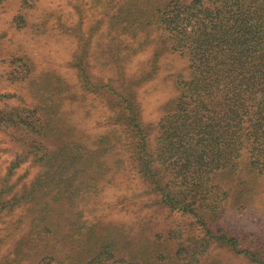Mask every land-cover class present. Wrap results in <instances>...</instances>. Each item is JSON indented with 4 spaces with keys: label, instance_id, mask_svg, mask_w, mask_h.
<instances>
[{
    "label": "trees",
    "instance_id": "1",
    "mask_svg": "<svg viewBox=\"0 0 264 264\" xmlns=\"http://www.w3.org/2000/svg\"><path fill=\"white\" fill-rule=\"evenodd\" d=\"M119 7L109 29L110 33L116 29L117 39L115 48L110 49L114 62L111 74L102 76L91 70H101L97 67L101 62L98 57L87 60L86 48L92 40L91 36L84 38L86 16L80 5L72 32L88 43L82 45L85 63L78 52L74 55L75 79L56 71L32 77L36 69L32 58L15 56L14 61L22 63L13 66L11 73L21 82L29 79L35 104L11 106L6 99L15 96L0 94V101L7 104L0 108V132L21 151L0 186V207L28 202L41 179H48L54 186L47 188L43 196L51 202L45 201L41 209H54V204L65 202L68 207L76 205L73 212L80 214L76 210L79 197L86 200L83 194L87 193L81 182L103 178L108 166L101 155L119 147L125 137L130 139L125 146L127 160L157 193L160 204L190 218L192 231L201 234L195 236L191 231L184 240V229L171 231L169 238L178 241L177 248L173 257L164 256L163 262L153 256L154 252L149 256L131 249L125 255L116 252V239L99 247L93 257L80 255L82 259L78 260L69 252L58 254L63 250L60 241L54 239L38 264H219L209 253L213 245L228 247L264 264L263 252L240 240L236 231L219 229L218 208L230 193L222 183H215L216 177L232 173L241 163L242 170L257 171L261 167L259 172L264 173V0H123ZM19 18L24 26V18ZM154 25L162 27L165 38L160 47L151 50L143 69L132 74L121 64L125 59L133 60L150 45L149 27ZM121 44L126 45L127 53H117ZM165 52L188 59L190 71L188 75H177L178 94L164 104L166 114L159 120L152 141L154 124L143 122L136 90L164 67L160 62ZM103 92L109 98L101 96ZM88 94L101 98L98 104L104 111L97 115L105 117L106 124L115 120L121 128L87 135L82 125L88 118L98 120L87 109H99L95 100H85ZM19 98L23 104L25 99ZM243 148L248 149L249 157L236 163ZM27 161L42 167L40 181L32 182L29 189L25 185L22 195L17 191L6 199L5 192H13L17 186H10L6 180ZM164 173L171 179L163 180ZM242 185L239 182L238 186ZM88 186L94 187L93 183ZM243 191L239 200L244 203ZM54 225L52 222L50 230L57 231Z\"/></svg>",
    "mask_w": 264,
    "mask_h": 264
},
{
    "label": "rangeland",
    "instance_id": "2",
    "mask_svg": "<svg viewBox=\"0 0 264 264\" xmlns=\"http://www.w3.org/2000/svg\"><path fill=\"white\" fill-rule=\"evenodd\" d=\"M122 1L0 0V94L15 96L6 99V102L11 106L31 107L35 104L29 92V79L21 82L11 73L13 66L22 63L20 60L14 61L15 56L32 58L36 68L33 73L31 72L32 77L40 76L42 72L56 71L75 79L74 55L76 52L81 55L82 45L88 43L82 35L74 36L72 32L79 17L76 13L79 5L86 16L83 26L86 31L84 38L91 36L92 40L91 46L86 48L87 60L93 61L98 57L101 62L97 66L101 70L93 68L91 70L102 76L111 74L114 62L110 49L115 48L117 39L114 37L116 29L113 28L112 33L109 29L112 16L117 13ZM20 16L24 18V26L19 20ZM149 28L150 45L136 54L133 60L125 59L121 64L130 68L132 74H137V71L143 69V64L151 57V50L160 47L162 39L165 38L162 27L157 29L154 25ZM123 37L129 42L127 34ZM119 47L117 53L128 52L126 45L121 44ZM84 59L85 57L81 55L80 60L85 63ZM160 65L164 67L158 74L136 90L138 100L142 103L143 122L154 124L152 141L157 135L159 120L166 114L164 104L178 94L177 75L181 72L188 75L190 71V62L179 53L165 52ZM100 95L109 98L105 92ZM19 96L25 99L23 104ZM96 96L85 95V100H95L96 107L99 108L87 109L93 111V117L98 119L88 118L82 125L88 136L121 128L120 123L113 119L111 124H106L105 117L100 116L104 111L103 105L98 104L101 98ZM6 102L0 101V108H5ZM128 141L129 138L123 137V144L112 147L110 151L101 155L100 158L106 160L108 166V172L103 178L94 182H81L87 193L83 194L86 200L79 197L76 210H80V214L76 215L74 214L76 212H73L76 205L68 207L65 202L54 204V209H41L45 201L51 202L43 196L47 188L54 186L48 179H41L42 183L37 185L28 202L1 206L0 264H38L51 249L54 239L60 241L59 245L63 250L58 254L64 256L65 252L66 254L69 252L78 260L82 259L79 258L80 255L93 257L99 247L107 242L112 244L114 239L117 240L116 252L122 251L124 255L129 254L131 249L133 253L146 256L154 252L153 256L161 259V262L165 259L164 256L173 257L178 241L170 240L169 233L179 228L184 229L182 232L185 240L188 238L187 234L192 231L191 219L160 204L157 193L152 191L150 184L137 174V170H134L131 162L127 160L129 152L125 146ZM114 142L112 136V144ZM19 153L20 148L0 132V186L10 171L11 162ZM248 157V149L243 148L236 163L245 162ZM120 158L126 160L118 163L117 160ZM242 169L243 163L228 175L215 176L217 178L215 183L217 185L222 183L223 189L230 193L221 204L222 207L218 208L219 229L226 232L236 231L240 240L243 239V242H247L255 251L264 254V173L260 174L259 169L257 171ZM40 172H42L40 164L32 161L23 163L6 180L10 186L15 183L17 186L13 192L8 194L5 192L4 197L11 198L17 191L22 195L25 185L30 188L32 182L40 181L38 179ZM165 175L162 176L163 180L171 179L170 174ZM239 182H243V185L238 186ZM89 183H93L94 187L88 186ZM242 190L246 198L243 200L244 203L239 200L242 198ZM86 221L88 223H85ZM52 222L55 223L52 228L57 231L50 230ZM191 233L195 236L201 234L196 229ZM209 253L219 264H258L244 255H238L228 247L213 245ZM52 264L64 263L55 261Z\"/></svg>",
    "mask_w": 264,
    "mask_h": 264
}]
</instances>
